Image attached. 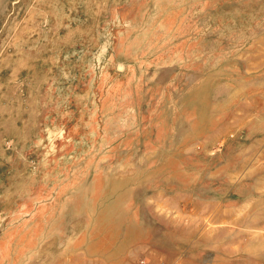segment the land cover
I'll return each instance as SVG.
<instances>
[{
	"label": "rangeland",
	"instance_id": "1",
	"mask_svg": "<svg viewBox=\"0 0 264 264\" xmlns=\"http://www.w3.org/2000/svg\"><path fill=\"white\" fill-rule=\"evenodd\" d=\"M0 264H264V0H0Z\"/></svg>",
	"mask_w": 264,
	"mask_h": 264
}]
</instances>
